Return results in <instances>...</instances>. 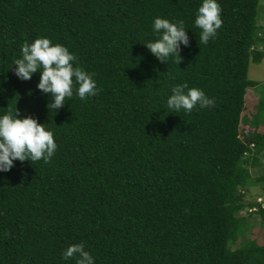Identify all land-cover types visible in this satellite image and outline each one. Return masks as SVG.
<instances>
[{"label": "trees", "instance_id": "1", "mask_svg": "<svg viewBox=\"0 0 264 264\" xmlns=\"http://www.w3.org/2000/svg\"><path fill=\"white\" fill-rule=\"evenodd\" d=\"M200 3L0 0V114L16 104L57 144L47 163L0 172V264H76L62 255L76 243L95 264H264V244L245 237L248 216L264 226V203L246 198L256 183L264 195V97L245 111L249 63L263 58L259 0H218L222 25L207 44L194 24ZM157 16L185 22L179 63L144 46ZM38 37L66 46L97 94L49 112L39 72L14 74ZM181 84L214 105L168 109Z\"/></svg>", "mask_w": 264, "mask_h": 264}, {"label": "clouds", "instance_id": "2", "mask_svg": "<svg viewBox=\"0 0 264 264\" xmlns=\"http://www.w3.org/2000/svg\"><path fill=\"white\" fill-rule=\"evenodd\" d=\"M194 24L200 29L201 43L207 44L214 38L222 25L218 0H201ZM186 29L183 19L169 20L157 16L152 23L155 38L145 42L144 46L161 62L176 59L179 63L181 46L189 45ZM75 62V55L66 46L54 44L47 37H38L21 46L20 56L13 61L14 74L20 80H29L39 72L36 88L47 94L50 98L47 108L55 113L74 94L81 100L97 94L93 74L76 66ZM214 103V98L207 96L202 89L187 88L186 84L174 86L167 98L168 109L185 113H190L197 106L212 107ZM45 124L32 116H20L16 104L0 114V172L10 171L17 160H43L44 163L50 160L57 144L53 131ZM62 255L65 260L75 258L76 264H95L93 255L81 243L69 245Z\"/></svg>", "mask_w": 264, "mask_h": 264}, {"label": "rangeland", "instance_id": "3", "mask_svg": "<svg viewBox=\"0 0 264 264\" xmlns=\"http://www.w3.org/2000/svg\"><path fill=\"white\" fill-rule=\"evenodd\" d=\"M258 10L259 22L262 26H264V0H259ZM258 48L263 51V58L259 63H254L252 61L249 63L247 76L249 79L256 81V84L247 88V92L245 94V111H252L257 103V100L264 97V42L259 43ZM242 126H245V124L242 123ZM258 129L262 130L263 127L260 126ZM261 160L264 162V156L261 157ZM251 170L254 176H258V169L252 168ZM246 198L247 201H261V203H264V195L261 185L256 183L250 187L247 191ZM248 212V209H244L240 212V214L248 215ZM247 222L248 227L245 231V237L255 239L258 243L264 244V226L260 222L259 215L252 214L248 216Z\"/></svg>", "mask_w": 264, "mask_h": 264}]
</instances>
